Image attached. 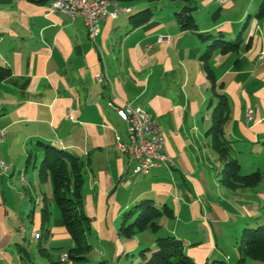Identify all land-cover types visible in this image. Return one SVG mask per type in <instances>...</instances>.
I'll return each mask as SVG.
<instances>
[{
	"label": "crops",
	"instance_id": "1",
	"mask_svg": "<svg viewBox=\"0 0 264 264\" xmlns=\"http://www.w3.org/2000/svg\"><path fill=\"white\" fill-rule=\"evenodd\" d=\"M261 1L118 0L130 11L103 22L94 45L82 18L48 13L46 0H0V264H90L61 260L74 241L51 175L41 177L47 146L82 163L86 241L91 254L103 247L100 264L155 247V237L118 235L120 217L143 200L169 211L162 236L180 239L196 264L220 256L244 227L264 225ZM144 10L151 16L135 23ZM177 14L194 26L181 27ZM216 94L228 103L222 129L230 156L241 174L260 173L254 187L221 181L209 131ZM111 101L152 113L173 166L132 173L115 144L126 125Z\"/></svg>",
	"mask_w": 264,
	"mask_h": 264
},
{
	"label": "trees",
	"instance_id": "2",
	"mask_svg": "<svg viewBox=\"0 0 264 264\" xmlns=\"http://www.w3.org/2000/svg\"><path fill=\"white\" fill-rule=\"evenodd\" d=\"M150 16L151 13L148 10L140 11L133 16V21L139 24L146 21ZM177 16L181 27L194 26L189 15L177 14ZM256 17L264 18V0L258 6ZM228 44L230 45L231 43ZM207 76L213 79L210 74H207ZM215 97H217L218 101L212 110V124L209 131L211 133L212 147L223 162L221 181L225 186L233 189L254 187L260 180V173H240V166L230 156L229 146L225 143L223 137L222 124L229 113L228 103L222 94H216ZM39 168L41 177L44 178L47 174L51 175L55 201L61 209L65 228L74 241V246L68 252L69 258L74 261L87 259L88 254L91 252V245L86 241V235L91 231V225L89 217L81 207V185L83 182L81 161L77 157H71L68 151L47 146L46 154ZM47 214V211L45 214L43 213V220L46 219ZM159 214H161L159 209L152 205L150 201L143 200L127 213V218L135 217L134 222L127 223V227L122 225L120 230L126 231L130 235L149 228L154 229L157 225L154 219ZM129 235L125 238H129ZM122 237L124 236L122 235ZM239 249L241 255L238 264H244L246 258L260 261L264 264V225L244 227ZM140 256L141 259L135 264H196L187 255L185 244L180 239L169 235L157 237L154 249L150 253H145V250H142ZM204 264L225 263L222 260H211Z\"/></svg>",
	"mask_w": 264,
	"mask_h": 264
},
{
	"label": "built area",
	"instance_id": "3",
	"mask_svg": "<svg viewBox=\"0 0 264 264\" xmlns=\"http://www.w3.org/2000/svg\"><path fill=\"white\" fill-rule=\"evenodd\" d=\"M45 8L48 13L65 14L71 21L77 17L82 18L87 37L94 45L101 24L130 9L121 6L118 0H46ZM158 40L162 41L163 38L159 37ZM263 57L262 51L260 58ZM98 78L101 80L100 76ZM109 105L126 125L125 136L116 134L114 139L119 151L127 155L133 174L146 175L158 165H174L165 149V138L159 122L152 113L140 107H133L127 102L117 105L111 101ZM245 118L246 121L252 120L251 109L246 110ZM2 166L6 168L4 163ZM68 257V254L64 253L61 260Z\"/></svg>",
	"mask_w": 264,
	"mask_h": 264
},
{
	"label": "rangeland",
	"instance_id": "4",
	"mask_svg": "<svg viewBox=\"0 0 264 264\" xmlns=\"http://www.w3.org/2000/svg\"><path fill=\"white\" fill-rule=\"evenodd\" d=\"M40 163L41 159L38 160ZM159 211L161 212V214H159L155 219H154V222L157 224L156 227L154 229H147L145 231H141V232H137L136 234H127L126 231L123 232L120 230V228L122 227V225H125L126 227L128 226L127 223H131V222H134V219L135 217H130V218H127V213L126 212L123 216L120 217V219L118 220L116 226H117V231H118V235L119 236H124L123 238L127 237L129 235V238L130 239H133L138 236V235H141V237H155L154 240L157 238V237H161L162 236V224L165 222V220L167 219V216L166 214L169 213V211H165L164 209H159ZM125 218H127L126 221ZM241 234H242V229H241V232L239 233H236V235H233L232 236V240L230 243H228V247H226V250L225 251H221L220 253V256H215V255H212V257L209 259V261L211 260H222L225 264H238V260L240 258V255H241V252H240V249H239V245H240V238H241ZM128 238V239H129ZM236 238V239H235ZM218 244V242H217ZM147 249V250H146ZM154 249V247H152L151 249H148V248H139L137 249L136 251H132V253H129L128 254V257L127 258H121L120 260L116 259L115 258V264H129L131 259H133L134 257H141V251L142 250H145V253L148 252L150 253L152 250ZM103 250V247H101L100 245H94L93 247V251H92V254L89 253L88 254V258L90 259V264H100L101 262L100 261H104L106 260V258H102L99 257L101 256V254L99 255V252ZM118 260V261H117ZM244 264H263L262 262L260 261H256V260H252V259H249V258H246Z\"/></svg>",
	"mask_w": 264,
	"mask_h": 264
},
{
	"label": "bare ground",
	"instance_id": "5",
	"mask_svg": "<svg viewBox=\"0 0 264 264\" xmlns=\"http://www.w3.org/2000/svg\"><path fill=\"white\" fill-rule=\"evenodd\" d=\"M128 11H130V9H128V10H126L125 12H128ZM245 115H246V113H245ZM24 229V226L22 227V230ZM35 234V233H34Z\"/></svg>",
	"mask_w": 264,
	"mask_h": 264
}]
</instances>
